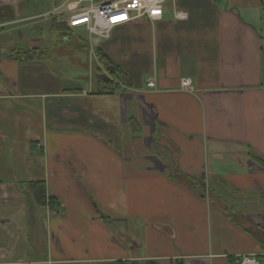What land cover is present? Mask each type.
Returning a JSON list of instances; mask_svg holds the SVG:
<instances>
[{
  "label": "crops",
  "instance_id": "1",
  "mask_svg": "<svg viewBox=\"0 0 264 264\" xmlns=\"http://www.w3.org/2000/svg\"><path fill=\"white\" fill-rule=\"evenodd\" d=\"M66 1L0 0V34L50 12L63 21ZM261 18L264 0H166L160 19L135 20L107 40L56 26L57 51L76 68L58 73L71 84L60 92L37 71L44 61L0 59V145L19 147L11 138L20 135L22 172L28 184L43 182L46 201L35 204L29 186L13 191L23 199L11 221L27 243L19 250L38 252L42 223V255L0 264H239L263 255L264 168L251 158L264 160ZM38 77L47 91L36 90Z\"/></svg>",
  "mask_w": 264,
  "mask_h": 264
},
{
  "label": "rangeland",
  "instance_id": "2",
  "mask_svg": "<svg viewBox=\"0 0 264 264\" xmlns=\"http://www.w3.org/2000/svg\"><path fill=\"white\" fill-rule=\"evenodd\" d=\"M36 3V7H45L46 0H33ZM40 17V18H39ZM33 19L20 21L16 25V30L9 32L6 31L4 34H0V59H4L8 56L11 58L16 56V53L21 52L26 49H38L44 52L47 58L41 59L42 64H39L37 71L39 73H49L50 79L49 83L50 92H60L62 88H69L71 86L69 81L70 76H58V73L65 74V71L69 74L76 70L75 66L72 65L67 56H60L57 44L56 33L52 30V23L50 18L45 16H39ZM264 25V19L261 18ZM262 28V27H261ZM9 29V28H8ZM11 29V28H10ZM92 41L96 40L95 37H91ZM75 55H77L74 52ZM46 75V74H45ZM56 76V77H55ZM58 76V77H57ZM22 84H25V76L22 75ZM60 79V80H59ZM37 91H47V85L45 81L38 77L37 78ZM21 84V85H22ZM19 92L23 93L22 88ZM24 102V100H20ZM19 105V106H18ZM24 106H20V103L10 104V108L14 111L23 109ZM20 135L17 134L15 139L11 138V141H18L19 147H11L6 141H2L0 145V220H4L3 223L0 221V247L3 249L4 260H18L27 258H34L35 256H41V247L44 238V226L39 223L36 228L37 238L39 242L38 252H30L28 254H22L19 249L20 246H24V236L22 235L21 229H15L11 225V221L15 217H21L24 213L22 211L21 204L18 195L13 191H26L28 190L29 184L27 183L29 179L22 172L23 166L19 164L20 155L23 151L24 145L23 140ZM18 171V172H17ZM12 172H15L13 174ZM17 176L18 178H14ZM30 188V187H29ZM6 191V192H4ZM23 200V199H22ZM29 213V212H28ZM8 221V222H7ZM35 237V235L33 236ZM36 238V237H35ZM26 243V241H25ZM24 243V244H25ZM27 245V243L25 244ZM19 248H15V247ZM7 254V255H5Z\"/></svg>",
  "mask_w": 264,
  "mask_h": 264
},
{
  "label": "built area",
  "instance_id": "3",
  "mask_svg": "<svg viewBox=\"0 0 264 264\" xmlns=\"http://www.w3.org/2000/svg\"><path fill=\"white\" fill-rule=\"evenodd\" d=\"M166 0H67L64 3L63 21L68 29H84L88 37L107 40L111 32L138 19L158 20L163 15ZM52 12L45 15L51 18ZM177 18H186L185 13H177ZM148 89L155 88L154 78L146 84ZM186 91L191 90L188 79L181 81ZM239 264H261L263 255H244Z\"/></svg>",
  "mask_w": 264,
  "mask_h": 264
},
{
  "label": "trees",
  "instance_id": "4",
  "mask_svg": "<svg viewBox=\"0 0 264 264\" xmlns=\"http://www.w3.org/2000/svg\"><path fill=\"white\" fill-rule=\"evenodd\" d=\"M52 23V30L54 32L58 31L57 28H61L62 33L69 32V29L66 27L65 23L62 21H58L56 19H53L51 21ZM15 58H22L26 61H32V60H38L41 61V59L46 58L47 56L44 55V52L37 51L35 49H29V50H22L21 52L16 53V56H13ZM255 162L258 163V165L262 166L264 168V160H261L256 157H251ZM29 187L33 189V202L39 206H44L46 204L45 201V187L43 182H33L29 183ZM54 203V198L50 197L48 199V204L51 206Z\"/></svg>",
  "mask_w": 264,
  "mask_h": 264
}]
</instances>
